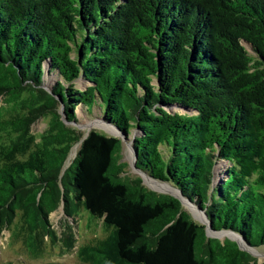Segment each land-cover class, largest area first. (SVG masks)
I'll return each instance as SVG.
<instances>
[{
    "label": "trees",
    "instance_id": "16d2710c",
    "mask_svg": "<svg viewBox=\"0 0 264 264\" xmlns=\"http://www.w3.org/2000/svg\"><path fill=\"white\" fill-rule=\"evenodd\" d=\"M78 108L130 139L136 168L179 190L212 231L263 247L264 0H0V233L20 214L37 257L63 204L109 231L78 248L82 264H258L127 176L118 138L81 141Z\"/></svg>",
    "mask_w": 264,
    "mask_h": 264
},
{
    "label": "rangeland",
    "instance_id": "374dc122",
    "mask_svg": "<svg viewBox=\"0 0 264 264\" xmlns=\"http://www.w3.org/2000/svg\"><path fill=\"white\" fill-rule=\"evenodd\" d=\"M244 46L247 51H250L247 45L244 44ZM73 85L78 90H84L89 86V84L83 81L81 78L74 80ZM167 111L171 114H194V112L185 111L177 107L168 108ZM76 116L77 123L76 126L73 125V127H75L83 135L91 130L100 132L104 130L108 136L112 134L109 130L101 127V123H104L102 122V118L96 108L92 110L91 115H87L84 108H78L76 110ZM46 123L47 121L45 120H37L31 126V133L36 136L41 134L46 128ZM130 141V139L127 140V142ZM74 147H76L77 151L78 144L74 145L72 148ZM72 148L69 150L68 155L63 163L60 175L62 172H64L63 170H65L70 165L69 164L68 166L64 167ZM121 161L127 164L125 170L127 176L131 178L138 177L132 171L129 165V148L124 143L121 147ZM223 168H225V164L223 162H218L214 168V173L218 174V179L220 178L219 174L222 172ZM146 187L148 186L146 185ZM62 206L63 204H61L58 209L51 213L48 217L50 233L43 239L42 251L37 257L32 256L28 251L25 239L29 237L30 233L28 232L26 225L22 222L20 214H18L13 224L0 233V264H82L77 257L78 248L85 245L95 244L96 241L107 237L109 235V231L105 230L101 226L100 222L93 220L82 208L78 211L74 218H67L63 213ZM183 210L191 216L194 222L198 223V220L200 219H195L189 210L185 208H183ZM64 234L65 236L71 235L73 237V239L70 240L73 243V247L70 250H67V239L65 238ZM254 252L255 253H253V257L256 262L258 264L263 263L264 246L254 249Z\"/></svg>",
    "mask_w": 264,
    "mask_h": 264
},
{
    "label": "water",
    "instance_id": "95a60500",
    "mask_svg": "<svg viewBox=\"0 0 264 264\" xmlns=\"http://www.w3.org/2000/svg\"><path fill=\"white\" fill-rule=\"evenodd\" d=\"M59 113H60V115H61V121L63 122V124L67 125L68 123L65 121V119H64V117H63V114H62V107H60V111H59ZM71 124L74 125V126H76L75 123H71ZM106 124L115 130V132H111L112 134L109 135V136H110V137L118 138V139L120 140V142H121V145L124 143V144L129 148V153H130V161H129V165H130L132 171H133V172L138 176V178L140 179L141 184H142L143 186L146 187V185H145V183H144V178H143L144 174H143L141 171H139V170L136 168V166H135V163H136V153H135V151H134L133 148H132V145H131L132 143H131V141H130V142H127L126 138L123 136L122 133H120V131H119L116 127L110 125L109 123H106ZM77 128H79V127H77ZM91 131H92V130H91ZM89 132H90V131H88L86 134L83 135L81 141L87 137V135H88ZM99 132H100V131H99ZM101 132L104 133V134L106 135V133H105L104 130H102ZM107 136H108V135H107ZM133 136H135V135H133ZM79 143H80V142H79ZM63 171H64V170H63ZM62 173H63V172H62ZM62 173H61V174H62ZM152 180H153V179H152ZM168 186H169V184H168ZM170 186H171V185H170ZM146 188L149 189L150 191H153V192L157 193V194L167 195V196H170V197L176 199V200L180 203L182 209H183V208L187 209L186 204H188V205H192V206L196 207L197 210H198V212L201 213V218H200V220H198V224H200V225H202V226L204 227V233H205V237H206V238L216 239V240H218L219 242H224V240H228V241H230V242H233V243L236 245V247H237V249H238L239 251L247 252V253H249L251 256H253V254H252L250 251H248L245 247L241 246L240 243H239L237 240H235V239H229V238H226V239H223V240H222V239H220V238L217 237V236H214V235L209 234V232H214V231L211 230L210 223H209V221H208V219H207V216H206L205 212H204L203 210H200L197 206H195V205H194L193 203H191L189 200L185 199V198L181 195L180 191L177 190L176 188H174V187L171 186V189H173L176 193H175V192H157V191H155L154 189H151V188H149V187H146ZM219 232H225V231H219ZM219 232H215V233H219ZM230 233H231V232H230ZM232 234H233V233H232ZM233 235H235V234H233ZM235 236H237V235H235ZM237 237H238V236H237ZM238 238H239V237H238ZM239 239H241V238H239ZM241 241L244 242L242 239H241Z\"/></svg>",
    "mask_w": 264,
    "mask_h": 264
},
{
    "label": "bare ground",
    "instance_id": "6f19581e",
    "mask_svg": "<svg viewBox=\"0 0 264 264\" xmlns=\"http://www.w3.org/2000/svg\"><path fill=\"white\" fill-rule=\"evenodd\" d=\"M48 78V77H47ZM46 78V79H47ZM45 81H49V78L48 80H45ZM50 82H48L49 84ZM101 127L109 130L110 132H115V130L113 128H111L110 126H108L107 124H102L101 123ZM75 153H76V147L72 148L67 160H66V163L64 165V167L68 166L70 164V162L72 161V159L74 158L75 156ZM144 178V183L151 189H154L155 191L157 192H175L173 189L170 188V186H168L167 184L165 183H159V182H156L154 180H152L151 178L147 177L146 175L143 176ZM176 193V192H175ZM186 207H187V210L190 211V213L192 214V216L195 218V219H200L201 218V213L198 212L197 208L192 206V205H188L186 204ZM209 234L211 235H214V236H217L219 237L220 239H226V238H229V239H235L237 240L241 246L245 247L248 251H250L252 254L255 253L254 252V249H251V248H248L246 246V244L244 242L241 241V239H239L237 236L233 235L232 233L230 232H219V233H215V232H209Z\"/></svg>",
    "mask_w": 264,
    "mask_h": 264
}]
</instances>
